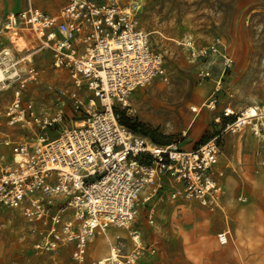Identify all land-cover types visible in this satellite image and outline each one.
<instances>
[{"label":"built area","instance_id":"2783aa9c","mask_svg":"<svg viewBox=\"0 0 264 264\" xmlns=\"http://www.w3.org/2000/svg\"><path fill=\"white\" fill-rule=\"evenodd\" d=\"M141 8L138 0H67L53 14L29 4L7 18L4 29L11 42L29 36L39 50H49L52 69L65 72L71 84L57 90L53 107H35L21 96L25 83L38 77L30 68L0 113L7 127L25 131L23 139L4 135L0 140V209L21 215L37 253L72 245L73 262L85 264L91 238L113 228L126 231L134 249L121 256L120 246L110 245L107 264H134L143 250L139 231L132 227L140 206L165 200L223 210L227 190L213 141L189 151L176 144L154 145L122 127L114 113L130 117L131 94L165 79L164 58L139 27ZM179 45L195 60L218 53L217 43ZM209 76L207 71L198 74L201 82ZM219 83L199 109L191 108L194 119L203 107L215 110ZM83 89L93 97L85 100ZM68 107L74 121L70 129L64 124ZM213 122L226 133H249L264 144V104L240 111L226 106ZM153 213L154 204L149 224ZM218 242L227 244L226 232L218 235Z\"/></svg>","mask_w":264,"mask_h":264},{"label":"rangeland","instance_id":"374dc122","mask_svg":"<svg viewBox=\"0 0 264 264\" xmlns=\"http://www.w3.org/2000/svg\"><path fill=\"white\" fill-rule=\"evenodd\" d=\"M92 1L100 4L107 0ZM138 1L142 5L139 27L150 34L153 47L162 54L166 74L165 79H155L131 94L129 118L144 132L183 151L213 141L227 196L222 211L184 201L140 206L132 227L139 231L143 250L134 264H264V144L257 143L249 133H226L213 122L226 106L240 111L264 104V0ZM66 2L0 0V69L5 75L0 81V113L20 89L19 82L27 79L30 68L38 77L21 89L24 102L51 108L57 90L70 89L67 74L52 69L49 50H39L29 36L14 38L13 44L11 34L4 29L8 16L29 4L53 14ZM188 41L195 47L217 43L218 53L195 60L179 45ZM227 62L229 67H225ZM200 71L209 72V78L201 82ZM218 82L213 97L215 110L203 107L194 119L196 113L191 108L199 109ZM80 94L85 100L93 97L85 89ZM67 113L64 124L70 129L74 121L69 107ZM4 135L23 139L20 135L25 131L7 127L0 118V140ZM153 204V223L149 224L147 217ZM223 232L228 242L220 245L218 235ZM92 239L87 244L85 264L107 258L110 245H119L121 256L134 249L124 230L111 228ZM33 244L21 215L0 209V264H75L72 245L54 253H37Z\"/></svg>","mask_w":264,"mask_h":264},{"label":"trees","instance_id":"16d2710c","mask_svg":"<svg viewBox=\"0 0 264 264\" xmlns=\"http://www.w3.org/2000/svg\"><path fill=\"white\" fill-rule=\"evenodd\" d=\"M114 113L116 115H118L119 124L122 127L126 128L128 131H130L136 135H139L141 137L147 138L154 145L167 146L166 144H164L163 142H161L160 140H158L154 136L150 135L147 132H144V129L142 128V126L138 123L132 122V120L128 116H126V114L124 112H117V110H114Z\"/></svg>","mask_w":264,"mask_h":264},{"label":"bare ground","instance_id":"6f19581e","mask_svg":"<svg viewBox=\"0 0 264 264\" xmlns=\"http://www.w3.org/2000/svg\"><path fill=\"white\" fill-rule=\"evenodd\" d=\"M7 51H4V54H6ZM9 55V54H8ZM7 56V55H6ZM4 73L2 72V70L0 69V81L2 82L4 80ZM77 126L79 125V123L76 124ZM222 236V235H221ZM222 240H224V238H222ZM141 246V245H140ZM116 258V257H115ZM100 264H107V258H103L99 260Z\"/></svg>","mask_w":264,"mask_h":264},{"label":"crops","instance_id":"0c3cea01","mask_svg":"<svg viewBox=\"0 0 264 264\" xmlns=\"http://www.w3.org/2000/svg\"><path fill=\"white\" fill-rule=\"evenodd\" d=\"M90 242L92 243L93 242V239L91 238Z\"/></svg>","mask_w":264,"mask_h":264}]
</instances>
